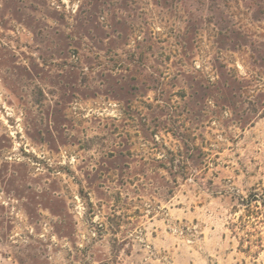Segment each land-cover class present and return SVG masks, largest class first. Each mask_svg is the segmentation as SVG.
I'll list each match as a JSON object with an SVG mask.
<instances>
[{"label": "rangeland", "instance_id": "374dc122", "mask_svg": "<svg viewBox=\"0 0 264 264\" xmlns=\"http://www.w3.org/2000/svg\"><path fill=\"white\" fill-rule=\"evenodd\" d=\"M264 0H0V264H264Z\"/></svg>", "mask_w": 264, "mask_h": 264}, {"label": "trees", "instance_id": "16d2710c", "mask_svg": "<svg viewBox=\"0 0 264 264\" xmlns=\"http://www.w3.org/2000/svg\"><path fill=\"white\" fill-rule=\"evenodd\" d=\"M229 228L238 241V250L256 256L264 249V185L253 186L238 195Z\"/></svg>", "mask_w": 264, "mask_h": 264}]
</instances>
